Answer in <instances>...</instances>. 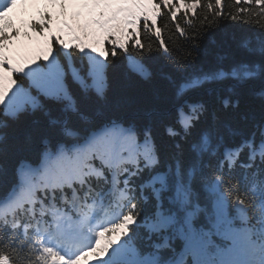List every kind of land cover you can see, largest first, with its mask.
<instances>
[{
  "label": "snow or ice",
  "instance_id": "1",
  "mask_svg": "<svg viewBox=\"0 0 264 264\" xmlns=\"http://www.w3.org/2000/svg\"><path fill=\"white\" fill-rule=\"evenodd\" d=\"M198 4L0 0V264H264V126L229 147L211 111L237 108L239 89L264 81V35L243 37L229 63L174 61L182 79L166 77L163 106L129 117L108 104L121 56L143 79L154 52L171 56L162 39L141 42L161 36V18L199 47L202 33L181 27ZM29 5L33 16L12 17ZM206 8L202 25L223 17ZM92 99L95 111L81 103Z\"/></svg>",
  "mask_w": 264,
  "mask_h": 264
},
{
  "label": "trees",
  "instance_id": "2",
  "mask_svg": "<svg viewBox=\"0 0 264 264\" xmlns=\"http://www.w3.org/2000/svg\"><path fill=\"white\" fill-rule=\"evenodd\" d=\"M191 3V0H188ZM212 3L213 7L222 8L223 17L214 25H202L201 20L206 16L212 17L211 9L206 5ZM204 6V7H202ZM239 7L244 9L237 20L232 19L228 14L237 13L236 0H220V5H216L215 0H199L197 11L188 12L187 18L181 22V27L185 29L189 37L200 35L198 40L199 47H193L191 40L182 36L175 28V22H170L161 18L158 26L161 27V36L155 37L154 32L151 39L141 33V42H151L157 48L162 39L171 50V56L166 55L161 48L154 52L146 64L150 67L151 77L143 79L134 74H125L126 61L121 56L117 69L111 73L113 83L112 90L108 96V104L115 109L119 105V114L132 116L139 109L152 106H163L166 100L172 97L174 92L173 83L166 77L171 76L172 81L179 82L182 74L177 70L174 61H183L185 58L191 60L192 68H209L217 64L219 55H226L229 63L244 56L243 49L239 47L241 40L245 36L256 37L264 35V12L258 4L249 5L248 0H243ZM39 9L31 5L27 7L18 6L11 13L14 19H28ZM50 10V9H49ZM26 13V14H25ZM178 16H183V9ZM167 24L165 28L163 25ZM110 47V45H107ZM73 87H75L73 85ZM226 87V85H225ZM264 89V81L256 80L249 82L239 89V106L235 109H223L219 105H214L211 111H215L217 121L216 126L224 135L225 144L234 147L239 144L242 138L257 133L259 139L258 126H264V97L258 93ZM203 95V93H201ZM82 106L89 111H95L101 107V102L92 100H82ZM55 111L57 106L50 105ZM211 111L205 120V126L212 125ZM43 119L42 117H37ZM228 126L242 135L230 136ZM158 134L163 137V128L159 129ZM166 145L171 141L166 140Z\"/></svg>",
  "mask_w": 264,
  "mask_h": 264
}]
</instances>
